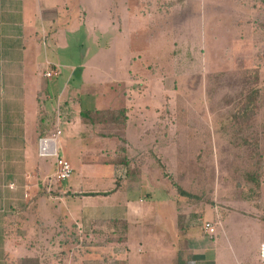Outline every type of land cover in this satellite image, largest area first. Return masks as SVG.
I'll use <instances>...</instances> for the list:
<instances>
[{
  "label": "rangeland",
  "instance_id": "obj_1",
  "mask_svg": "<svg viewBox=\"0 0 264 264\" xmlns=\"http://www.w3.org/2000/svg\"><path fill=\"white\" fill-rule=\"evenodd\" d=\"M28 2L32 4L33 0ZM75 4L82 16L72 17L61 28L60 42L51 34L44 43L40 18L32 13L23 16L40 29L36 36L40 42L38 57L31 59L30 69L49 84L48 89L36 93L42 107L34 97L39 118L53 130L60 120L59 153L71 162L73 173L61 183L57 181L56 156H40L32 144L25 154L27 166H22V155L8 148L7 140L0 139V177L1 171L5 173L0 179V264H21L25 256L38 257L40 264H148L147 256L168 253L172 230L181 250L196 245L207 219L215 223L214 236L220 241L216 264H264L259 251L264 239L261 207L236 196L240 180L236 165L244 167L240 156L248 149H236L227 128L229 109H220L207 93L209 75L214 71L228 69L237 76L238 71L259 69V123L253 125L252 132L258 133L253 137L261 145L260 196L264 202V0H80ZM48 69L58 73L47 77L44 74ZM114 76L136 77L139 81L118 82ZM34 80L32 74V85ZM68 82L83 88V92L97 84V99L104 106L115 105L117 96L127 94L120 105L130 107V137L142 121L143 132L159 118L164 129L163 116L172 118V129L161 134L159 148L142 152L161 177L164 172L169 177L162 179L164 185L159 190L143 195L145 205L155 201L141 223L147 244L139 253L143 258L138 256L135 263L130 252L121 257L125 249L123 226L102 220L107 224L95 225L91 236L74 224L81 215V201L72 188L83 181L84 187L103 189L96 195L98 207L94 210L106 211V203L112 199L106 196L108 182L102 184L101 176L109 174L112 163L103 161L105 156L99 150L103 139L67 138V129L80 123H70V117H75L70 105H60L47 94H55ZM10 109L5 106L3 111ZM86 141H90V149L83 153ZM86 160L94 165L84 172ZM24 167L38 168L40 177L35 170L19 171ZM139 168L138 161L129 165L130 173L124 179L126 191L121 192L124 198L139 199V179L135 178L138 171L142 173ZM10 180L18 186L16 190L5 185ZM172 180L176 183L174 202L165 187ZM182 197L194 199L195 211L202 213L191 219L194 224L185 231L176 227L173 218V207L181 204L184 210ZM216 203L218 207H214ZM157 229L161 230L159 235L154 234Z\"/></svg>",
  "mask_w": 264,
  "mask_h": 264
},
{
  "label": "crops",
  "instance_id": "obj_2",
  "mask_svg": "<svg viewBox=\"0 0 264 264\" xmlns=\"http://www.w3.org/2000/svg\"><path fill=\"white\" fill-rule=\"evenodd\" d=\"M79 1L80 0H33L32 5L28 0H0V139H3L5 142L7 140L8 148L11 147L12 150L18 151L22 155V166H27L25 159V154L28 150L27 147L32 144L33 149L39 154V137L50 135L54 132L52 128L42 124L44 120H40L39 107L34 100L36 93H42L43 90L49 88V84H47V82L44 83V77L35 73L36 71L34 69H30L31 59H36L38 57V45L40 42H37L36 36L39 35L40 29H37L35 24L30 25L29 21L24 19L23 16L27 13H32L37 18H40V22L42 23L41 27L44 32V43L48 41L51 34L53 37L56 36L57 41L60 42L61 28L69 24L71 22L69 20H71L72 17H76L77 15L80 18L82 16V11L76 9L75 3H78ZM71 12L73 15H71ZM53 72L58 73L55 69H53ZM57 73H54L52 76L44 75L47 77H53ZM32 74H35L33 85L30 83ZM113 78L118 82H122L123 80H126V82L139 81L136 77L128 76H114ZM97 87V84H93L89 90L85 89L86 91L83 92V88L76 85H70L68 82L67 85L58 88V91L55 94H47L48 98L55 97L60 105L63 102L67 106L70 105L72 108L70 109V112L73 111L75 116L70 117V123L74 121L75 124L76 120L80 123V125L75 128L67 129V138L73 140L80 136L85 138L96 137L103 139L104 142L99 148L100 153L105 156L103 159L104 162L110 161L112 163V170H110L109 174L101 176L104 179L101 180L102 184L106 183V181L108 182L107 186L109 188L107 190L109 191V194L106 196H108L109 199H112L110 200L111 203H106V211L101 212L94 210L95 207H98L96 195L99 196V193L102 192L99 190L103 189H98V187L89 189L84 187L85 185L82 183L83 181L72 188L75 195H80L79 200L81 201V215L76 218L74 224L75 226L78 225V228H81L83 234H90L91 236L95 233L93 231L95 225L100 226L97 225L98 223L107 224L106 222L103 223L102 220H110V222H108L113 223V225L119 224L123 226L125 229L123 230L125 235V249L122 251L121 257H123L126 252H130L129 256L133 259L132 262L135 263L138 256L140 259L143 258V255H139V253L142 249L144 251L145 243L147 241L144 234V227H142L141 223L143 219H147L146 217L150 213V208L153 207L152 204L154 202L152 201H155H147L145 205L143 195L145 193L150 194L151 192L153 193L159 190L164 185L162 184V179L169 177L166 172H164L163 177H161L162 174L156 170L153 163L144 158L142 152L146 148L158 149L161 134L172 129L173 121L171 117L167 119L163 116V119H166V126L164 129L160 125V119L162 118H159L157 122H154L156 124H154L153 127H147L143 132L141 125H144V122L142 121L141 125L134 133H132L133 137H130L127 133V131L130 132L129 127L132 126L130 107L127 105H120L127 94H125L124 97L121 95L117 96L115 99V105L110 104L104 106L100 105V99H97ZM176 89L177 88L175 87V90ZM208 89L209 84L207 88V93L209 94ZM85 95H88L86 100L85 98L83 99V97H86ZM36 99L40 104L42 103L40 97H37ZM101 101L103 102V100ZM5 106H9L11 108L10 111H3ZM13 107H15V109ZM40 107H42V104ZM28 108H30V111ZM121 108L127 109V119L123 127L106 125V123L100 121V116L97 115L98 111L110 109L116 110ZM145 119L147 118L145 117ZM6 124L9 126H6ZM6 128H8V131ZM85 130L89 131L86 132ZM121 136L126 138L125 142L121 141ZM89 144L90 141L83 143V153L89 148ZM65 145V150L67 151L68 144ZM134 149L136 150L135 153ZM140 149L141 152H139ZM136 153L138 155H135ZM134 161H138L140 168H142V173H139L138 171L139 174L137 173L135 175V178L139 179V199L124 198V194L121 193L123 190L126 191L125 186L127 185V182L124 179L128 177V174L130 173L129 165ZM83 165L84 169L82 170L86 172L93 168L91 166L94 165V163H89V161L86 160ZM29 170H35L34 172H37L40 177L39 169L35 167L28 169L24 167L19 171L29 173ZM1 173L2 175L0 179L3 178V175L5 174L3 171H1ZM186 174L187 171H184V175ZM84 180L86 183L89 181V179L86 178H84ZM10 182L13 183V181L10 180L5 185H8L10 189L16 190L18 186L14 183L15 186L11 187ZM238 185L239 188H242V182H239ZM165 187L168 193L173 194L174 202L176 183L172 180L170 186L166 183ZM83 193H91L95 196L88 195L84 197ZM236 196L243 201H255L256 206L261 207V215H264V202L262 196H260V199L246 198L242 194ZM116 198H119V200ZM178 200L177 203L179 204ZM193 201L194 199L191 197H182L184 210L181 208V204L180 206L173 207L174 222H176V227L181 228L182 231L189 228L190 224H194L191 219L194 218L195 220L197 219V214H202L201 212L195 211ZM215 206L218 207V204H214V207ZM87 208L92 211H88ZM132 218H135L136 221H132ZM150 220H152V218H150ZM158 231L161 230H155L154 234L159 235ZM163 234L167 235L168 233H165L164 231ZM169 234L170 236L172 235V239L170 238V242L168 241L170 243L168 253L161 251L157 256H147L148 261L146 262L148 264H176L179 256L182 257L185 264H216L218 261L221 249L219 244L220 241L217 240L218 236L216 237L214 234H209L204 228H202L199 238L196 240L197 244L193 247H186L185 250L187 251L179 248L175 235H173V230ZM156 235H154L155 238ZM219 238L221 240V236H219ZM262 242H264V239L260 241L259 251ZM160 243L162 244L163 241H160ZM227 246L229 250L232 251L230 245ZM231 246L234 247L233 243ZM158 260H164L166 263H159Z\"/></svg>",
  "mask_w": 264,
  "mask_h": 264
},
{
  "label": "trees",
  "instance_id": "obj_3",
  "mask_svg": "<svg viewBox=\"0 0 264 264\" xmlns=\"http://www.w3.org/2000/svg\"><path fill=\"white\" fill-rule=\"evenodd\" d=\"M259 69L247 71H238L237 76L231 74L228 70L212 72L209 75V94L216 102L220 109H229L231 119L228 123V131L233 135L236 149L240 150L242 146L247 147L240 156V163L243 168L236 165V171L239 175V182H242V188L236 186L237 195H244L246 198H258L261 195L262 183V159L260 158V143L257 137L258 133L252 132L253 125L259 123V95L261 93L258 87ZM233 79L229 80V77ZM100 121L106 125L123 127L127 119V109H110L98 111ZM221 116H226L221 113ZM122 125V126H120ZM253 137V139L251 138ZM126 138L121 136V141L125 142ZM236 152V153H237ZM204 170V168H202ZM175 183V182H174ZM21 264H40L38 257L25 256L21 259ZM176 264H185L182 257L179 256Z\"/></svg>",
  "mask_w": 264,
  "mask_h": 264
},
{
  "label": "built area",
  "instance_id": "obj_4",
  "mask_svg": "<svg viewBox=\"0 0 264 264\" xmlns=\"http://www.w3.org/2000/svg\"><path fill=\"white\" fill-rule=\"evenodd\" d=\"M54 73L51 70L46 71L47 76H52ZM62 133L60 127V120L57 123V127L54 132L50 135L40 136L38 140V152L40 156H56V169H55V177L56 180L60 183L69 177H71L73 173V166L71 162L64 156L59 153L58 142L60 140V135ZM11 187H14L15 184L11 183ZM28 186V184L26 185ZM29 189V188H28ZM27 189V190H28ZM26 190V196H29V192ZM204 229L211 235L216 232L215 223L207 220L204 225ZM260 257L262 261H264V242H262L260 246Z\"/></svg>",
  "mask_w": 264,
  "mask_h": 264
}]
</instances>
